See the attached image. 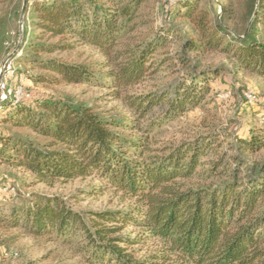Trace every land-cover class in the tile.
Instances as JSON below:
<instances>
[{"label": "trees", "instance_id": "obj_1", "mask_svg": "<svg viewBox=\"0 0 264 264\" xmlns=\"http://www.w3.org/2000/svg\"><path fill=\"white\" fill-rule=\"evenodd\" d=\"M145 1L34 0L28 5L32 20L25 57L49 74L37 82L100 87L129 116L119 119L71 99L1 102V123L21 133L0 139V160L6 156L8 164L39 183L95 176L99 192L111 191L128 204L84 216L59 197L42 198L12 210L8 226L73 247L86 254L88 264H264V163L246 167L240 177L246 163L239 156L232 157L235 168L223 156L210 160L222 148L218 137L197 134L192 141L159 148L150 135L156 109L160 120L169 121L205 108L210 83L220 72L202 71L154 91H132L158 73L168 61L159 58L180 40L176 57L181 65L188 54L220 52L264 80V0H255L243 34L236 36L221 19L212 20L203 0H176L172 18L184 20L188 33L175 26L139 31ZM82 46L96 48L103 61L93 66L40 59ZM237 148L241 155L262 151L264 129L238 139ZM206 160L210 168L202 171ZM212 177L223 181L200 184ZM18 194L15 189L4 200ZM129 227L138 231L124 233ZM152 241L159 247L140 256Z\"/></svg>", "mask_w": 264, "mask_h": 264}, {"label": "rangeland", "instance_id": "obj_2", "mask_svg": "<svg viewBox=\"0 0 264 264\" xmlns=\"http://www.w3.org/2000/svg\"><path fill=\"white\" fill-rule=\"evenodd\" d=\"M33 1L0 0V80L5 78L6 85L13 92L21 94V99H71L95 107L99 113L115 115L119 119L128 118V110L120 101L113 100L108 90L94 85L68 86L37 82V78L48 77L49 74L32 65L25 57L32 20L28 5ZM254 2L255 0H203L201 5L211 12L214 22L221 19L220 22L228 32L236 36L243 34L247 13ZM176 6V0H146L139 31L175 26L181 33L190 32L189 25L184 20H173L171 13ZM181 43L180 40L169 44L165 56L159 58L160 61H168L158 68V73L152 79L132 91H154L186 81L202 71L213 75L218 70L220 74L210 83L211 91L206 96L205 108L198 107L169 121L160 120V109L155 110L151 119L157 123L150 134L153 144L164 148L192 141L197 134L218 137L217 142L221 143L222 148L210 160L223 156L225 164L235 168L238 164L232 161V157L239 156L246 163L241 169L240 177H243L248 171L246 167L259 168L264 163V149L252 155H241L237 148L238 139H249L258 129H264V80L240 70L230 56L220 52L188 54V61L181 65L176 57ZM48 58L93 66L103 61L96 48L87 46L70 53L43 56L40 59ZM8 63H11L12 74L5 72V65ZM2 119L0 117V139L21 133L20 130L1 123ZM147 121L144 122V127L147 126ZM5 157L3 155L0 160V264H88L86 254L76 252L73 247L48 238L34 239L22 229H10L7 218L12 216V210L49 197H59L67 206L84 216L88 212L123 209L128 203L111 191L99 192L101 184L95 176L69 182L39 183L31 173L8 164ZM211 161H204L200 170L209 169ZM221 181L223 179L218 177L203 178L200 184L210 185ZM15 189L19 191L18 196L4 200V196L15 193ZM137 231L136 228L129 227L124 233L135 234ZM74 246L78 247L77 244ZM158 247V242H149L143 246L140 256L154 252Z\"/></svg>", "mask_w": 264, "mask_h": 264}, {"label": "built area", "instance_id": "obj_3", "mask_svg": "<svg viewBox=\"0 0 264 264\" xmlns=\"http://www.w3.org/2000/svg\"><path fill=\"white\" fill-rule=\"evenodd\" d=\"M6 68V73L7 74H12L13 69L11 66V63H8L5 65ZM7 77V76H5ZM5 78H1L0 80V103L7 101V100H16L19 101L21 100V94L18 92H13L8 85H6V82L4 81Z\"/></svg>", "mask_w": 264, "mask_h": 264}]
</instances>
